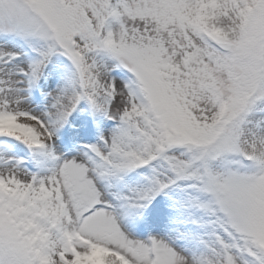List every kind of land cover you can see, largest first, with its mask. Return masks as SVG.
<instances>
[{"label": "snow or ice", "instance_id": "6c2138e0", "mask_svg": "<svg viewBox=\"0 0 264 264\" xmlns=\"http://www.w3.org/2000/svg\"><path fill=\"white\" fill-rule=\"evenodd\" d=\"M0 264H264V0H0Z\"/></svg>", "mask_w": 264, "mask_h": 264}]
</instances>
